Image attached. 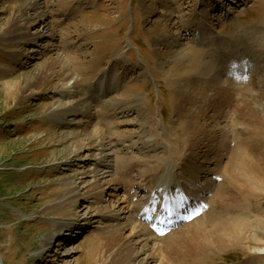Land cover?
Instances as JSON below:
<instances>
[{
    "label": "rangeland",
    "instance_id": "1",
    "mask_svg": "<svg viewBox=\"0 0 264 264\" xmlns=\"http://www.w3.org/2000/svg\"><path fill=\"white\" fill-rule=\"evenodd\" d=\"M37 2L42 8H32ZM40 10L47 14L44 23L36 22ZM192 11L208 15L205 24L212 29L209 37L196 40L194 32L187 27ZM158 20L169 23L168 27L187 46L186 51L166 53L165 46L160 45L151 30ZM18 26L24 30L22 36L35 33L45 36L31 42L13 41V31ZM224 52L228 55L224 56ZM247 55L251 56L243 59ZM263 55L264 0H0V257L3 263L102 264L109 254L103 246V230H110L131 217L117 199L130 197L132 206L144 207L146 203L147 207L149 198L142 199L150 187L143 183L150 166L160 167L159 172L169 170V165L174 171L183 162L187 170L193 168L190 157L186 158L191 136L177 115L182 107L187 112L194 111L189 100L199 96L200 87L196 84L182 87L179 79L189 73L193 61L204 63L205 70L209 68L207 64L222 69L234 63L245 68L247 75L244 72L245 76L231 77L232 81L240 85L241 79L248 76L256 86L253 102L245 97L240 103L239 97L243 96L235 93L229 99L213 97L217 101L215 108L231 119L223 133L212 138L216 149L211 153L208 172L202 175L205 178H201V182L211 181L212 189H216L221 179L224 180L216 174L220 169L225 173L232 148L241 137L246 139V128L259 127L264 131V63L260 66ZM58 58L68 63L75 76L70 84L93 97L91 103L100 113L103 111L90 128L101 134L102 145L96 151L97 157H90L84 163L74 154L78 142L72 132L78 129L76 124L64 127L58 121L57 112L67 109L75 98L66 91V86L63 89L58 82L45 81L41 75ZM8 82L18 83V89L10 92ZM112 100L122 105L135 104L136 109L107 116V105ZM202 110L208 117L215 112ZM69 118L76 121L81 116ZM218 121L219 126H224L225 123ZM236 123L240 128L235 131ZM213 127L199 130L209 137ZM140 141H150L152 146L148 149L152 150L144 153L142 149L131 148ZM223 143L227 144L223 146ZM261 146L256 148V154H264V143ZM69 156L71 165L60 163ZM122 162L129 164L128 167ZM78 164L80 171H94L95 176L90 178L82 173L76 179ZM123 172H129L131 178L123 179ZM188 175L186 179L192 180L193 176ZM82 179L92 180L91 186L84 188V182L80 184L74 192L83 195L77 205L63 206L65 194L72 190V181ZM177 179L183 181L182 177ZM158 182L159 178L154 184ZM191 182L190 188L195 180ZM99 192H103L101 197L95 198ZM198 193L208 202L214 192ZM94 200L98 202L95 205ZM211 203L218 206L221 200ZM245 204L247 213L264 219V212L261 213L264 198H254ZM97 210L104 216L101 222L93 224L84 219ZM71 218L81 221L82 227L76 226L75 234L66 232L67 236L62 238L64 247L58 238L47 246L45 235L56 227L55 222ZM133 220H137V213L133 214ZM88 224L92 226L87 227ZM186 225L173 233L182 231ZM80 227L83 234L79 233ZM247 233L242 241L205 256V261L201 258L196 264H264V246L256 240L264 241V228H250ZM128 239L131 240L130 231H123L121 241L128 245L131 255L122 264H155L147 260L154 252L152 244L142 247L139 241L128 243ZM88 250H93L89 256ZM164 251L161 250L162 256L166 255Z\"/></svg>",
    "mask_w": 264,
    "mask_h": 264
},
{
    "label": "bare ground",
    "instance_id": "2",
    "mask_svg": "<svg viewBox=\"0 0 264 264\" xmlns=\"http://www.w3.org/2000/svg\"><path fill=\"white\" fill-rule=\"evenodd\" d=\"M35 6H37V9L42 8L39 2L34 4L32 8ZM167 11L168 9L166 10V15H169L170 12ZM46 17V12L44 10H40L36 14V22L44 23L46 21ZM207 17L208 15L206 14L202 15L192 11V15L187 21V27H189V29L194 32V34L196 35V39L207 38L210 36L212 29L205 24ZM168 25L169 23L167 21L162 23L161 20H158L157 24H155V26L151 29L154 32L157 41L160 43V45L165 46V49L167 50L166 53L180 54L183 51H186L187 46L179 41V38H177L175 31L172 28L170 29ZM23 31V28L19 26L16 27V29L13 31V41L31 42L32 40L45 36L44 33H35L30 34L29 36H22ZM49 36L53 37L51 34ZM220 42L221 40H218V43ZM66 63L67 62L64 59L61 60L60 58H58L56 62H52L51 64H49L46 69L41 72V75L42 79H44L45 81L58 82L63 89L66 86V91L71 93V95L75 98V101H73V103H71V105L67 109L57 112L58 114H60V117H58V121L59 124L64 127H69L71 124H76L78 129L72 132V137H76L75 139L78 142L74 154L80 156L81 163H84L88 161L90 157L96 158V151L99 150L100 146L102 145L103 138L101 134L97 132L96 129L90 128L92 127L94 122H96V120L100 118V114H102L103 111L100 113L97 107L91 103V99H93V97L87 95L86 93H83V91L79 90L77 87L75 88L74 83L70 84L71 81L75 79V76L69 69V66H67L68 63ZM203 64L204 63L201 64L200 62L193 61L192 64L189 65V73L182 76V78H179L180 81L183 82L182 87L184 85L187 86L190 84H196V86L200 87V91L198 93L199 96L196 97L197 99H194L192 101L189 100V102L192 103H190V106L193 107L194 111L191 110L190 112H187V110L182 109V107L181 109L179 108L180 110L177 112L178 119L184 122V125L188 128L187 134L191 136L190 141L187 143L188 156H186V158L190 157L189 162H192L193 168L191 170H187L186 167L185 169H183V163H181L182 165H174L176 167L174 171V167L171 169V166L169 165V170H165V168L162 173L158 170L160 167L152 165L147 170V176L144 180L143 185H147L146 187H150V191L159 193L160 190L163 191L164 188L169 187L171 179L168 180V176H171L170 172H172L174 174V180L175 176L183 178V181L181 180L182 182L177 180V182L174 183V186H180V189H183L184 187L186 189V196H184V198L189 199L193 202L196 201L195 203L199 204L201 206V209L204 210V214L200 215L198 213L199 211H197V217L188 222V225H186L182 229V231H179L178 233H173V231H171L168 232V234H163V236H158L153 233L149 226H147L143 221H138V219L133 220V214L135 212H143L146 207H143L142 205L132 206L130 201L131 198L129 196L128 197L130 199L127 197L118 198L117 202L120 203V205H125L127 213H129L131 217L128 218L125 222L118 224L113 228H110V230H103V234L102 231H100V233L102 234L101 238L103 236V246L106 249V252H109V254L103 260L102 264H122L126 259L130 257L131 250L129 251L128 245L121 241V234L126 230L130 231L131 240L128 239V243L139 241L142 247L144 245H147L148 243L152 244L154 252L150 253L149 257L147 258L150 263L155 262V264H168V262L173 261L172 264H196L199 259L201 260V258H203L202 260L205 261V256L216 254L221 249L223 250L224 247H228L236 242L242 241L243 238H246L244 235L248 234L247 232L250 228H256L257 230H259L260 228H264L263 218H260L259 216L253 217L245 211V203L253 200L254 198L256 200H258L259 198H264V154L262 152L260 154L258 153L259 155L256 154V148L259 145H263L264 143V131L262 130V128L259 130L258 127L257 130H255L256 128H250V126L246 125L248 126V128L245 127L246 129H248L246 139H243V137H241L242 139L238 140V145L232 148L230 156L231 160L229 161L226 169L224 168L225 173L223 171H220V169L216 174L217 177H224V180H220L221 183H219L216 189H212L214 185L209 180L201 182V178H205L202 175L208 172V165L212 163V158L210 157L211 153L216 149V144L213 143L214 140L212 138L219 137V134L223 133L225 126L231 122V119H229L230 116H225L227 115L226 113H224L223 111L219 112L220 109L215 108V103H217V101H213V97H217L219 99V97L224 96L225 99H229L233 97L231 96V94L235 93L236 95L243 96L239 97L241 99L240 103H242L245 97H249L246 99V101L253 102V94L256 95V92L254 91L256 89V86L254 85L255 83L253 84L251 82L250 77L247 76L245 79H241L243 81H240V85L238 82L232 81L233 79H235V76L238 77V75H240L242 77L247 75L245 68H239L236 64L231 63L227 67L217 69V67L212 63L207 64L206 66H209V68L205 70V64ZM256 66L258 67V65ZM219 72L224 77L220 75ZM244 72L245 75H243ZM227 74L229 76H227ZM231 75L233 79L231 78ZM222 78H224L225 80ZM7 85L10 92L17 90L19 87L18 83L8 82ZM250 86L251 89L249 91ZM243 91L245 92V94L243 93ZM184 101L186 100L184 99ZM101 102L105 101L101 99ZM203 103H208V105H204ZM122 104L120 103V101H110L109 105H107L109 107V111L107 112L106 110V115L114 117L119 112H127L131 111L132 109H136L134 103V105ZM200 107H202L203 109H210L211 111L215 112L208 117V115L205 114L202 108L200 109ZM52 112L54 113L55 111L53 110ZM69 116H72L74 118L81 116V118H79V120L72 121ZM218 120L225 123H221L224 126H219ZM207 126L215 127H213V132L208 134L210 135L209 137L205 135L203 136V134L201 133L203 130H199L202 127L205 129ZM236 128H240V124L236 123L235 131ZM191 129L195 132L192 133ZM200 134L201 137L198 136ZM226 144L223 143V146H225ZM151 146L152 145L150 141H140L133 143L131 145V148H136L138 149V151L142 149L141 151L146 153L148 150H152L148 149ZM256 155L259 157H257ZM146 156H149V154H146ZM71 158L72 157L69 156L60 163L63 165H71ZM127 165L129 164H126V166ZM79 166L80 164H78L79 170L77 169L75 171L76 173L74 174V177L76 179H80L79 174L82 173L86 176H89L90 178L95 176L94 171H80L81 166ZM128 173L123 172L122 178L130 179L131 176ZM188 173L194 177H191L192 180H195V185L192 188H190L191 184H193L191 182L192 180L189 178L186 179V177L189 176ZM227 173L229 174L228 177L227 175H225ZM163 176L165 177V179H162ZM158 178L159 182L154 184L155 180H157ZM72 182V190L65 194L67 196L65 197V200L62 201V203L64 204L63 206H76L80 197L83 195L81 193L75 194V190H79V185L83 182L85 184L84 188L86 186H91L92 184V180ZM125 184L128 185V183ZM198 191H211L212 193L214 192L209 198L210 202L202 199ZM99 193L96 194L95 198L101 197V194L103 192ZM110 194L112 197L115 196V194L111 192ZM215 199L221 200V203L218 204V206L214 205ZM211 201L214 204H212ZM97 203V200H94L93 204L95 205ZM100 212L101 210H97L93 215H90V217L85 215L84 219L93 221V224H97L104 218V216L100 214ZM262 212H264V210H262L261 213ZM80 222L76 218L55 222L56 227L45 235L46 245L50 246L49 244L53 242L52 240L54 238H58L57 241H59L60 245L64 247L66 243L62 242V238L64 236H67V231L74 232V229L77 228L76 226L83 225ZM86 226L88 227L92 225L88 224ZM81 227L78 228L79 233L82 229ZM98 227L99 226H97L96 228ZM256 238L257 237H255V239ZM256 240L258 242V245L264 246V241L262 239ZM159 241H161V243ZM68 242L69 241H67V243ZM162 249H164V252L166 253V255L164 256H162L161 254ZM92 252L93 250H88L86 252L87 256H89Z\"/></svg>",
    "mask_w": 264,
    "mask_h": 264
},
{
    "label": "water",
    "instance_id": "3",
    "mask_svg": "<svg viewBox=\"0 0 264 264\" xmlns=\"http://www.w3.org/2000/svg\"><path fill=\"white\" fill-rule=\"evenodd\" d=\"M1 262V261H0ZM2 264V263H1Z\"/></svg>",
    "mask_w": 264,
    "mask_h": 264
}]
</instances>
